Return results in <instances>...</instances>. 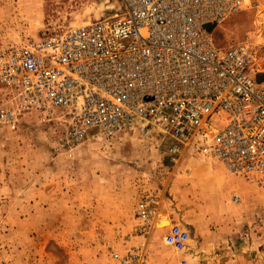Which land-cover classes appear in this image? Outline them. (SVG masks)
Instances as JSON below:
<instances>
[{"label":"rangeland","instance_id":"374dc122","mask_svg":"<svg viewBox=\"0 0 264 264\" xmlns=\"http://www.w3.org/2000/svg\"><path fill=\"white\" fill-rule=\"evenodd\" d=\"M120 11V0H0V49ZM212 39L251 41L264 82V0ZM159 144L95 131L70 144L36 113L16 130L0 121V264H121L126 254L135 264H264V181L191 151L172 162ZM155 190L156 226L141 231L136 204ZM171 222L189 232L182 252L163 241Z\"/></svg>","mask_w":264,"mask_h":264},{"label":"built area","instance_id":"2783aa9c","mask_svg":"<svg viewBox=\"0 0 264 264\" xmlns=\"http://www.w3.org/2000/svg\"><path fill=\"white\" fill-rule=\"evenodd\" d=\"M254 0H120L121 11L0 49V121L16 130L36 113L68 143L95 131L130 133L215 159L227 172L264 181V82L254 46L219 47L212 31ZM157 190L136 204L141 231L156 226ZM237 200V197H234ZM171 222L163 241L186 249ZM121 264H135L132 256ZM185 260H182L184 263Z\"/></svg>","mask_w":264,"mask_h":264},{"label":"bare ground","instance_id":"6f19581e","mask_svg":"<svg viewBox=\"0 0 264 264\" xmlns=\"http://www.w3.org/2000/svg\"><path fill=\"white\" fill-rule=\"evenodd\" d=\"M252 5V4H251ZM251 5H248V6H250L251 7ZM261 21H259V20H255V26H258L259 27V25L261 24L260 23ZM260 41L262 42V40L260 39ZM263 43V42H262Z\"/></svg>","mask_w":264,"mask_h":264},{"label":"crops","instance_id":"0c3cea01","mask_svg":"<svg viewBox=\"0 0 264 264\" xmlns=\"http://www.w3.org/2000/svg\"><path fill=\"white\" fill-rule=\"evenodd\" d=\"M168 216V215H167ZM169 218V217H168ZM169 220L171 221V219L169 218Z\"/></svg>","mask_w":264,"mask_h":264}]
</instances>
